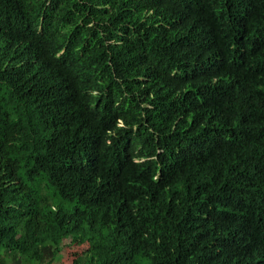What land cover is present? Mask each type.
<instances>
[{
	"label": "trees",
	"instance_id": "16d2710c",
	"mask_svg": "<svg viewBox=\"0 0 264 264\" xmlns=\"http://www.w3.org/2000/svg\"><path fill=\"white\" fill-rule=\"evenodd\" d=\"M58 257L264 264V0H0V264Z\"/></svg>",
	"mask_w": 264,
	"mask_h": 264
},
{
	"label": "rangeland",
	"instance_id": "374dc122",
	"mask_svg": "<svg viewBox=\"0 0 264 264\" xmlns=\"http://www.w3.org/2000/svg\"><path fill=\"white\" fill-rule=\"evenodd\" d=\"M58 258L52 264H59L60 257ZM4 264H14V263L6 259Z\"/></svg>",
	"mask_w": 264,
	"mask_h": 264
}]
</instances>
